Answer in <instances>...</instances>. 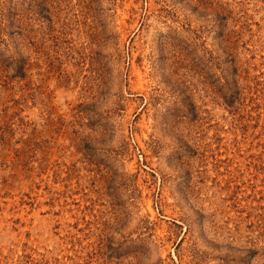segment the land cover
<instances>
[{"label":"rangeland","instance_id":"rangeland-1","mask_svg":"<svg viewBox=\"0 0 264 264\" xmlns=\"http://www.w3.org/2000/svg\"><path fill=\"white\" fill-rule=\"evenodd\" d=\"M0 264H264V0H0Z\"/></svg>","mask_w":264,"mask_h":264}]
</instances>
